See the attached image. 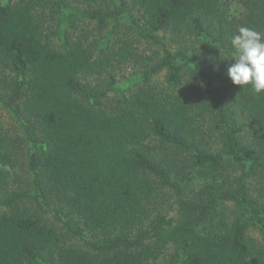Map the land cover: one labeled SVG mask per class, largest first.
Wrapping results in <instances>:
<instances>
[{"label": "trees", "instance_id": "obj_1", "mask_svg": "<svg viewBox=\"0 0 264 264\" xmlns=\"http://www.w3.org/2000/svg\"><path fill=\"white\" fill-rule=\"evenodd\" d=\"M70 1L0 0V102L25 121L33 148L32 193L0 196V264H150L168 245L167 264H264V92L226 75L238 29L264 37V0H117L106 10ZM234 1L238 16L228 12ZM55 14L67 26L60 44L46 29ZM81 19L97 30L125 21L162 46L137 77L146 84L107 108L106 91L81 77L108 73L136 51L120 35L73 38ZM163 69V85L147 82ZM11 170L0 126V192ZM164 188L174 195L171 215L155 207ZM27 202L41 212L55 204L67 233L97 240L66 244Z\"/></svg>", "mask_w": 264, "mask_h": 264}, {"label": "rangeland", "instance_id": "obj_2", "mask_svg": "<svg viewBox=\"0 0 264 264\" xmlns=\"http://www.w3.org/2000/svg\"><path fill=\"white\" fill-rule=\"evenodd\" d=\"M114 3L119 2L117 0H98L93 7H99L106 10L112 8ZM70 4L72 7L80 10L88 9L89 7L86 0H71ZM228 12L231 16L240 15L242 13L241 4L236 1L232 2L228 7ZM135 15H137V13H135ZM46 17V29L52 27V29L57 30L58 33L53 37L54 40L52 41L56 44H60L63 38L64 30L67 27L66 24L61 23L62 17L60 15L55 14L53 17L47 15ZM76 24L77 28L70 31L73 38L86 36L87 39L90 40L94 37L107 35L110 36L112 42L120 35L123 39L129 37L131 39L132 47L136 51L135 58L116 65L114 69L108 73H104L101 76L81 77V81L88 84L92 88H95L98 91H106L105 96L101 98L105 108L114 104V101H116L119 95L128 94L130 91L135 90L138 86L146 84L144 82H138L137 77L143 73L145 67H148V65H151L162 56V46L160 44L148 42L139 37L136 30L133 27H129L125 21H122L115 27V22L109 19L103 30H97L95 22L87 19H81ZM158 35L163 43H168L171 52L176 53L178 49L175 46L172 47L169 45L168 37L162 33H159ZM175 61L177 63H182L183 60L178 57ZM166 73V69H163L153 74L147 82L150 84L163 85ZM110 77H112L114 81H111ZM185 78H191V73L187 70H185ZM80 99L83 102H87L86 98L80 97ZM24 123L25 121L23 119L16 117L12 110L0 102V126L4 134L7 136V147L12 158L11 178L8 184L1 190V197L12 191H29L32 193V176L28 163L29 156L33 151V148L25 136L23 130ZM25 204L35 210L44 222L63 232L65 235L64 242L66 244L83 246L85 245V242H95L97 240V238L89 235L85 236L84 239H79L78 237L67 233L62 225L63 213L61 214L59 212L60 209L55 204H53L49 209L46 208L45 212H41L39 208H36L33 202L32 204L29 202ZM155 207L162 209V211L168 215L173 214L174 195L171 190L167 188L161 190V195L155 201ZM225 210L227 214L233 216L235 205L226 203ZM248 233L255 240L260 241L261 234L258 229L249 227ZM171 251L172 246L168 245L162 252L151 260L150 264H167Z\"/></svg>", "mask_w": 264, "mask_h": 264}, {"label": "clouds", "instance_id": "obj_3", "mask_svg": "<svg viewBox=\"0 0 264 264\" xmlns=\"http://www.w3.org/2000/svg\"><path fill=\"white\" fill-rule=\"evenodd\" d=\"M234 53L226 75L233 85H250L256 93L264 92V37L249 27L242 26L231 39ZM203 86V84L201 85Z\"/></svg>", "mask_w": 264, "mask_h": 264}]
</instances>
